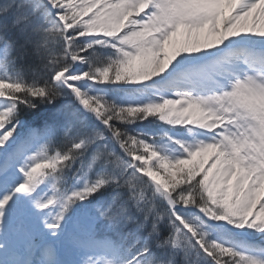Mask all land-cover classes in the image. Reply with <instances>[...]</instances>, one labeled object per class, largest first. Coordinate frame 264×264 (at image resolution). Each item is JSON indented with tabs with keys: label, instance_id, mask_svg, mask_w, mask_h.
Returning a JSON list of instances; mask_svg holds the SVG:
<instances>
[{
	"label": "snow or ice",
	"instance_id": "obj_1",
	"mask_svg": "<svg viewBox=\"0 0 264 264\" xmlns=\"http://www.w3.org/2000/svg\"><path fill=\"white\" fill-rule=\"evenodd\" d=\"M0 264H264V0H0Z\"/></svg>",
	"mask_w": 264,
	"mask_h": 264
},
{
	"label": "trees",
	"instance_id": "obj_2",
	"mask_svg": "<svg viewBox=\"0 0 264 264\" xmlns=\"http://www.w3.org/2000/svg\"><path fill=\"white\" fill-rule=\"evenodd\" d=\"M144 125H138V127H143Z\"/></svg>",
	"mask_w": 264,
	"mask_h": 264
}]
</instances>
